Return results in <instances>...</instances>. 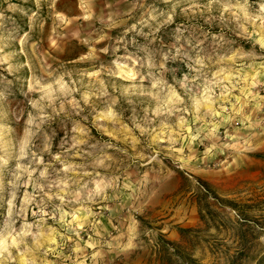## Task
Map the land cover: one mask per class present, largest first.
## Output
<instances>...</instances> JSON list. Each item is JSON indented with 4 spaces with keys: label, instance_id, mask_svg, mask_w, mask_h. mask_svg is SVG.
Masks as SVG:
<instances>
[{
    "label": "rangeland",
    "instance_id": "1",
    "mask_svg": "<svg viewBox=\"0 0 264 264\" xmlns=\"http://www.w3.org/2000/svg\"><path fill=\"white\" fill-rule=\"evenodd\" d=\"M262 2L248 0L251 16L260 14ZM89 11L93 18L86 21L83 17ZM149 13L157 17V21H150L153 27L168 14L173 17L156 33L158 39L151 47L158 50L161 46L168 50L180 27L185 37L192 34L203 40L209 51L213 37L222 35L226 43L217 48L218 53L240 50L255 54L212 65V71L230 69L232 83L237 85L227 98L212 105L220 116L204 115L202 108L203 120L194 118L190 93L172 79L173 75L180 79L189 71L179 60L168 62L166 67L175 72H166L165 78L184 97L189 111L168 118L155 116L157 100L139 94L140 90L155 91L149 80L141 83L139 78L130 81L114 74L119 70L112 60L126 52L121 46L113 55L112 48L118 41L123 45L133 39L145 44L144 37L135 31L125 35V30L142 18L148 19ZM260 24L256 20L246 25L252 37L238 35L232 10L226 11L221 2L209 6V0H0V92L6 95L0 100V156L8 160L7 165L0 164V225L7 213L6 201L11 198L10 181L26 136V121L29 113L38 114L30 101H40L43 95L41 91L29 92L30 83L35 88L51 84L55 90L56 79L63 76L68 87L76 89L72 97L83 109L79 114L65 103L66 113L56 116L47 100L40 101L53 117L43 126L52 136L51 151H62L60 145L66 139L71 142L74 122H78L85 131L75 135L87 141L80 147L112 160L105 162L109 167L95 170L89 164L92 157L73 156L71 161L88 165L93 174L115 178L107 190V200L84 203L78 215L87 216V220L84 228L78 229L79 235L58 222V213L57 220L46 217L45 230L56 229L52 233L56 244L42 240L43 246L37 248L28 237L19 249H10L13 259L7 264H264V49L255 42L257 34H264ZM143 31L150 28L143 26ZM101 35L105 39L96 43ZM105 47L108 53L101 51ZM91 49H95L93 58L81 59ZM127 52L136 53V45L127 44ZM137 69L146 72L139 64ZM97 70L98 77L89 75ZM245 75L247 80L240 79ZM100 81L107 88V96L100 95ZM133 85L138 86L136 91ZM125 88L130 89L127 95ZM220 91L215 88L217 96ZM84 93L89 94L88 104L81 99ZM59 105L57 100V109ZM110 105L116 116L98 119ZM179 115L192 128V135L207 124L200 138L190 143L187 129L179 125ZM213 123L219 128L209 137ZM141 128L148 131L142 133ZM213 144L216 147L208 152ZM33 145L32 150L38 151L39 134L33 138ZM29 159L20 163L27 165ZM44 159L50 160V154L44 153ZM25 191L32 193V185L16 190L17 208ZM89 208L92 215H88ZM37 210L29 206V223L36 219L32 212ZM69 210L66 206L65 211ZM46 211L51 212L52 206ZM23 222L17 219V229ZM89 243L96 246L89 247ZM49 247L54 251H46Z\"/></svg>",
    "mask_w": 264,
    "mask_h": 264
},
{
    "label": "clouds",
    "instance_id": "2",
    "mask_svg": "<svg viewBox=\"0 0 264 264\" xmlns=\"http://www.w3.org/2000/svg\"><path fill=\"white\" fill-rule=\"evenodd\" d=\"M213 2L223 3L224 9L232 10L233 19L236 22V27L239 29L238 35H247L252 37L253 33H249L247 29V24H255L256 20H260V27L264 29V2L259 4V15L251 16L247 11L248 0H209V6ZM239 9V11H236ZM91 11L83 17L86 21L92 20ZM60 19L64 18L60 16ZM111 20V17H109ZM173 17L168 14L165 19L158 21L153 27L150 21H157L156 15L149 13L148 19H141L137 23L131 25L129 29L125 30V35L129 31H135L139 36L144 37L145 44H137L136 40L124 41L121 45L118 41L117 46L112 48V53L115 55L119 52L121 46L125 47L126 54L124 56H115L112 60V64L119 71L114 74L122 77L123 79L130 81H139L142 83L144 80H149L151 89L155 91L144 92L140 90L141 95H148L153 99L158 101L157 107L154 109L155 116L157 117H171L173 115H178L182 112H188L189 108L184 106V97L179 94L176 87L173 84H169L165 78L166 72H175V69H169L166 67L169 61L176 62L181 61L186 64L188 68V73H186L182 78L178 79L173 75L172 79L175 85H179L181 89H185L190 93L189 100L191 102V110L194 118L196 120H203L204 116L200 115L201 109L204 108L206 111L204 115L220 116L221 113L213 109L212 105L217 102V100H222L227 98L231 88L237 85L232 83L233 73L230 69H225L224 67L217 68L216 71H212V65H220L225 61H235L239 56L241 58L245 56L255 55L254 53H245L240 50L231 51L230 54H220L217 52V48H223L226 41L224 37L214 36L213 46L211 51H209L204 44V41L194 37L192 34L185 37L183 31L180 27H177L174 33L175 42L168 47L167 51L163 50V46L158 50L151 45H154L158 37L156 33L160 31L162 27L168 25L172 22ZM138 24L141 27H138ZM109 27L114 26L109 24ZM143 26H148L150 28L149 32L143 31ZM259 38L255 41L259 44L261 49H264V34H257ZM27 33H25V37ZM183 38V43L181 40ZM105 36H99L96 43L104 40ZM123 40V37L120 38ZM24 38H21V43H24ZM83 43L88 44V40H84ZM136 45V53L127 52V44ZM102 52L108 53L109 49L107 47L101 49ZM95 49H91V52L86 57H81V59H92ZM137 53H143V56ZM159 56V59H157ZM215 57V59H214ZM131 62V67L128 62ZM137 64L140 68L146 69L145 73H141L137 69ZM264 67V65H261ZM126 70V71H125ZM209 73L211 76L209 77ZM51 75V73H49ZM90 76L98 77L100 71H94L89 73ZM235 75L239 77V72ZM240 79L247 80V76L240 77ZM255 79V78H253ZM228 83L225 84L224 82ZM58 87L53 90L51 84L42 85L40 88H35L33 83L29 84V92L41 91L43 95L40 97V101L47 100L49 105L52 106V110L56 116L61 113H66L65 103L71 105L73 111L79 114L83 109L80 107V102L72 97V93L76 91L75 88H69L67 83L64 82L63 76H60L55 81ZM36 85L40 84L39 80L35 81ZM101 91L100 95L107 96V88L103 86V81H100ZM138 86L133 85L132 90L136 91ZM219 87L221 89L219 95L217 96L215 88ZM130 89L125 88L124 93L127 95ZM6 99L4 92H0V100ZM84 104L89 102V94L84 93L81 97ZM60 100L59 108H56V101ZM40 101H30L32 107L38 109L37 115H32L29 113L28 119L26 121L27 129L25 139L22 141L19 148V155L17 157V163L15 170L13 171V179L10 181L12 185L11 198L6 201L7 213L3 220L2 225H0V264H7L8 261L12 260V253L10 249H19L20 245L25 242V239L31 237L33 243L37 248L42 247V240H49L51 244H56V239L52 235L56 231L54 228H48L45 230L46 217H50L53 220H57L62 226H66L70 231H76L79 235L78 229L84 228V221L87 220V216L81 218L78 213L84 210V203L91 202L97 203V201H104L108 199L107 190L113 187V179H106L101 176L100 173L90 172L87 170L88 165L77 164L71 161L70 157L73 156H88L92 157L89 162L90 166L95 170V168L109 167L106 161H111L112 157L104 156H94L92 151L81 148V145L87 143L86 139L79 138L78 133H84V129L79 126L78 122H74L72 128V133L74 135L71 137V142L66 139L62 141L60 147L62 151L52 153V136L47 132L43 131V126L49 123L53 117L45 112L43 105ZM115 103V101H113ZM131 103V100H129ZM116 113L112 110L111 105L108 107L107 111L98 119H113ZM87 119V117H84ZM179 125L182 128L187 129V133L190 136L191 141H196L200 138V133L204 131L207 124H204L201 128L196 130V134L192 135V128L188 127V123L183 115H179ZM136 127L140 128V124H136ZM165 127H170L165 125ZM219 128L218 123H213L211 131L208 136H215ZM147 128H141V132H147ZM41 140V146L38 151H33V138L37 137ZM55 133H53L54 135ZM203 138H201V143ZM189 143V146H190ZM67 145V147H65ZM233 145H225V147H232ZM94 148L95 146H90ZM111 147V145H109ZM216 145L213 144L212 147L208 148L207 151L211 152ZM176 151H182V149H176ZM44 153H49L51 159L47 162L44 159ZM29 163L27 165L20 163L21 160L29 158ZM155 159V157H153ZM8 160L3 156H0V164L7 165ZM59 164L60 167H56ZM26 179H22L25 177ZM87 177V179H85ZM31 184L33 192H24L20 207L16 206V190L23 186L27 189L28 185ZM127 187V185H125ZM54 201H59L55 203ZM37 208V211L32 212V216L36 219L29 223L26 219V213L29 206ZM52 206V211H46V209ZM73 205H79V207L73 208ZM70 210L65 211V207ZM88 215H92L91 209H87ZM71 216V219L68 217ZM17 219H23V223L17 229L16 221ZM75 222L76 227L73 228V223ZM35 229V231H34ZM99 235V233H97ZM131 241H129V246ZM89 247H95L94 243H89ZM25 247H27L25 245ZM30 251V249H29ZM46 251H54L49 247ZM79 251V249H77ZM23 256V253H21Z\"/></svg>",
    "mask_w": 264,
    "mask_h": 264
}]
</instances>
